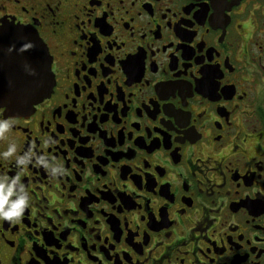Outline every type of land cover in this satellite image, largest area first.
<instances>
[{"label": "flooded vegetation", "instance_id": "obj_1", "mask_svg": "<svg viewBox=\"0 0 264 264\" xmlns=\"http://www.w3.org/2000/svg\"><path fill=\"white\" fill-rule=\"evenodd\" d=\"M2 20L53 84L0 106V177L28 197L0 264H264V0H0Z\"/></svg>", "mask_w": 264, "mask_h": 264}, {"label": "water", "instance_id": "obj_2", "mask_svg": "<svg viewBox=\"0 0 264 264\" xmlns=\"http://www.w3.org/2000/svg\"><path fill=\"white\" fill-rule=\"evenodd\" d=\"M0 27V106L17 115L31 111L51 92L50 57L29 29L7 20Z\"/></svg>", "mask_w": 264, "mask_h": 264}, {"label": "clouds", "instance_id": "obj_3", "mask_svg": "<svg viewBox=\"0 0 264 264\" xmlns=\"http://www.w3.org/2000/svg\"><path fill=\"white\" fill-rule=\"evenodd\" d=\"M10 127L9 120L0 119V132L6 131ZM14 150L15 145H10L3 155L8 156ZM13 196L14 198L10 199ZM27 204V194L23 191V186L19 185L18 178L9 180L7 176L0 177V216L5 219L19 216Z\"/></svg>", "mask_w": 264, "mask_h": 264}]
</instances>
